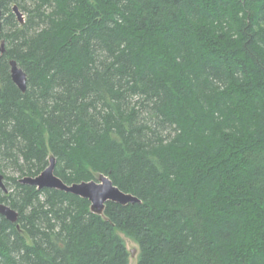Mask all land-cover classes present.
<instances>
[{"label":"trees","instance_id":"1","mask_svg":"<svg viewBox=\"0 0 264 264\" xmlns=\"http://www.w3.org/2000/svg\"><path fill=\"white\" fill-rule=\"evenodd\" d=\"M0 9V203L19 214L0 213V264H130L119 232L138 264H264V0ZM50 156L64 182L103 173L141 202L100 215L20 182Z\"/></svg>","mask_w":264,"mask_h":264},{"label":"water","instance_id":"2","mask_svg":"<svg viewBox=\"0 0 264 264\" xmlns=\"http://www.w3.org/2000/svg\"><path fill=\"white\" fill-rule=\"evenodd\" d=\"M13 12L22 22L23 13L17 5L13 7ZM1 51H4L3 46L1 47ZM10 67L12 80L20 90L25 92L27 89V73L14 59L10 60ZM55 162V157L50 156V164L45 170L37 176H25L20 179V182L37 186L39 189L54 188L86 198L91 202L92 212L100 215L104 213L106 203L109 201L120 203L122 205L141 202L137 196L120 189V187L114 184L113 180L108 175L103 173L98 174L96 179L90 181L68 184L55 174ZM0 188L7 190L4 175L2 173H0ZM0 213L13 223L18 221V212L7 204L0 203Z\"/></svg>","mask_w":264,"mask_h":264},{"label":"rangeland","instance_id":"3","mask_svg":"<svg viewBox=\"0 0 264 264\" xmlns=\"http://www.w3.org/2000/svg\"><path fill=\"white\" fill-rule=\"evenodd\" d=\"M28 2H30V0H28ZM12 7H13V4H12ZM22 11L21 12L23 13V21H24V18L26 19L27 15H26V12L24 10H22ZM5 183H6V181H5ZM119 235L124 239L126 246H127V249L130 252V258H129L130 264H138L139 254H140L139 245L133 239L128 237L126 234H124L123 232H119Z\"/></svg>","mask_w":264,"mask_h":264}]
</instances>
